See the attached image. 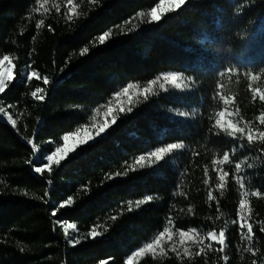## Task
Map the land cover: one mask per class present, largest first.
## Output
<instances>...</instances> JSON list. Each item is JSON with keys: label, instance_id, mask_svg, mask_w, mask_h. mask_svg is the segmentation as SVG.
<instances>
[{"label": "trees", "instance_id": "obj_1", "mask_svg": "<svg viewBox=\"0 0 264 264\" xmlns=\"http://www.w3.org/2000/svg\"><path fill=\"white\" fill-rule=\"evenodd\" d=\"M162 1L0 0V264H264V0Z\"/></svg>", "mask_w": 264, "mask_h": 264}, {"label": "snow or ice", "instance_id": "obj_2", "mask_svg": "<svg viewBox=\"0 0 264 264\" xmlns=\"http://www.w3.org/2000/svg\"><path fill=\"white\" fill-rule=\"evenodd\" d=\"M57 11H59V9H57ZM70 18L71 17H69V19ZM40 23L42 24L43 21H41ZM36 27L39 28L40 27V24H37ZM108 36H109V32H107V31L104 32L103 35H101L99 37L100 43L102 44L105 41V38L108 37ZM87 51H88L87 48H84L83 49V52H87ZM8 60H9V57L7 55H5L3 57V60L0 61V64H2L4 61H8ZM34 75H35V73H29L28 76H27V79L28 80H31L32 76H34ZM11 81H12V76L11 75H0V94H3L6 91V89L10 86V82ZM45 83H47V80L46 79H45ZM131 87H132V85H129L128 88H125L124 89V92L125 93H128L129 88H131ZM32 95L34 97H36V99H38V100H44V98H45L44 96H36V93L35 92H33ZM123 110L124 109L121 108V111H123ZM127 111L128 112H131L132 111V108H128ZM0 114H4V108L3 107H0ZM7 121L10 122V124H11V126L13 128L16 127L17 121L15 119H13L12 116H7ZM108 127H109V125L107 123H105L102 127H100L99 130H98V132H97V136L102 135ZM95 138L96 137H94L92 135H89L87 137V140L88 141H93ZM68 139H69V136L68 135H64L63 136V140L64 141H68ZM27 143L29 145H31L33 147V149L36 148V145L34 144L33 140H28ZM81 143H84V141H82ZM68 151L69 150L67 148H61V147L55 148V150L52 151L51 154L46 155L45 162L41 166H35L34 167V169H33L34 172L36 174H42V173L45 172V170H48L50 172L52 170L50 166L53 165V164L59 165L60 162H61V160L64 159V156L68 153ZM34 159H39V157L38 156H35V154H34ZM139 160L140 161H143L144 160V157L141 156L139 158ZM141 167H143V165H141ZM71 204H72V198L69 197L63 203H61L59 205V208L58 209H54L53 210L52 215L55 216L56 213H57V211H59L60 209L65 208L66 206L71 205ZM68 227H71V225H69ZM65 231L67 232V229H65ZM161 233L162 232H160V237H163V235ZM89 235L92 238H96L99 234L95 230H93L91 233H89ZM69 242L72 243L73 245H76V244L81 243V241L79 239H72ZM156 243L157 244L160 243L159 237L157 238ZM146 250H153V244H151V243L148 244L147 245V249H145L143 247L140 248L139 252H134L133 253V256H139L140 253H143ZM129 259L131 260L132 257H129Z\"/></svg>", "mask_w": 264, "mask_h": 264}, {"label": "rangeland", "instance_id": "obj_3", "mask_svg": "<svg viewBox=\"0 0 264 264\" xmlns=\"http://www.w3.org/2000/svg\"><path fill=\"white\" fill-rule=\"evenodd\" d=\"M184 2V0H164L162 1L154 10V17L155 18H160V16L165 13L168 10L171 9H176L178 6H180L182 3ZM29 73H35V72H29ZM0 75H11L12 78L14 76L13 73V63L11 61H5V63L2 65L1 68V73ZM37 74L35 73L34 76H36ZM33 77V76H32ZM89 133L84 134L83 136H73L70 137L66 143L65 148H67L69 151L68 153L64 156L67 157L70 153H73L76 150V147L81 144L82 141H84V143L86 142H90L87 140V137L89 136ZM210 238L219 243L224 245L225 244V234L224 232L221 233H212L210 235Z\"/></svg>", "mask_w": 264, "mask_h": 264}]
</instances>
